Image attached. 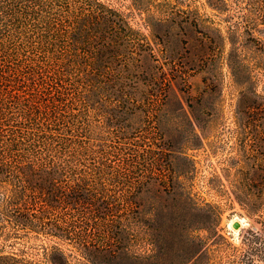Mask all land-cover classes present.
Here are the masks:
<instances>
[{
  "label": "trees",
  "instance_id": "obj_1",
  "mask_svg": "<svg viewBox=\"0 0 264 264\" xmlns=\"http://www.w3.org/2000/svg\"><path fill=\"white\" fill-rule=\"evenodd\" d=\"M108 2L0 0V237L43 242L38 258L23 248L0 264H145L169 222L199 236L186 218L204 223L213 206L191 182L199 124L172 110L173 86L189 90L194 70L170 41L180 21L209 30L201 121L223 119L231 88L236 154L264 157V0H206L209 28L185 0H134L139 28ZM257 223L233 264L264 256L263 215Z\"/></svg>",
  "mask_w": 264,
  "mask_h": 264
},
{
  "label": "rangeland",
  "instance_id": "obj_2",
  "mask_svg": "<svg viewBox=\"0 0 264 264\" xmlns=\"http://www.w3.org/2000/svg\"><path fill=\"white\" fill-rule=\"evenodd\" d=\"M105 1H109L108 3L125 13H135L134 17H137L139 10H135L134 0ZM185 1L190 2L192 7L199 10L207 20L206 24L209 28V16L212 15V12L207 6L206 0ZM152 3L153 0H146V4ZM139 18L138 16L136 19H132L133 27H140L139 23L142 22ZM180 26L181 28L176 30L177 34H174L170 41L175 49V54L180 57L186 68L194 70L189 71V90L182 91L180 89L182 85L179 83L173 86L174 90L170 93L172 110L185 120L199 124L196 132L200 135L201 141L197 143V147L188 151L195 163L191 182L194 186V193L213 208H209V213L203 216L204 223L194 224V222H198V214L194 218H186L188 227L198 226L196 234L199 236L196 237H183L180 236V233L170 231L173 226L172 222H169L163 228L159 241L155 242L158 252L154 254L150 252L145 264H233L236 256H242L247 251V245L244 244L243 238L249 237L252 228H261L257 219L259 215L264 216V199H262L258 211L255 212L251 211L246 204H249L248 200L254 199L255 195L260 198V192H264V182L262 181L264 176L262 159L264 157H258L252 153L251 158L245 160L242 155L236 154V149L242 145L235 135L237 130L232 120L231 104L236 92L231 88H224L223 119L210 128L209 123L205 124L201 121L207 116L202 111L209 110V95L204 100H200L199 97L203 91V79L209 78V55L211 54L209 30L194 26L191 19L180 21ZM143 33L147 34L148 32L143 30ZM163 39L167 41L169 38L164 37ZM108 42L116 50L125 53L126 43L120 41L116 34H113ZM142 55L153 63L148 53ZM235 190H240L245 195L240 197ZM234 221L241 222L240 230L233 229L231 223ZM209 232L213 234L211 237L213 240L210 243ZM216 233L225 238V244L220 238L215 240ZM42 244V240H25L16 243L0 237V255L21 254L20 250L24 248L27 252L26 256L35 254V258H38L37 254L41 252ZM254 261L255 264H264V256L261 258L255 256Z\"/></svg>",
  "mask_w": 264,
  "mask_h": 264
},
{
  "label": "water",
  "instance_id": "obj_3",
  "mask_svg": "<svg viewBox=\"0 0 264 264\" xmlns=\"http://www.w3.org/2000/svg\"><path fill=\"white\" fill-rule=\"evenodd\" d=\"M232 227H233V229H235V230H240L241 227H242V224H241V222H239V221H235V222L232 224Z\"/></svg>",
  "mask_w": 264,
  "mask_h": 264
},
{
  "label": "bare ground",
  "instance_id": "obj_4",
  "mask_svg": "<svg viewBox=\"0 0 264 264\" xmlns=\"http://www.w3.org/2000/svg\"><path fill=\"white\" fill-rule=\"evenodd\" d=\"M234 222H235V221H234ZM234 222L231 223V226H232V224H233Z\"/></svg>",
  "mask_w": 264,
  "mask_h": 264
}]
</instances>
